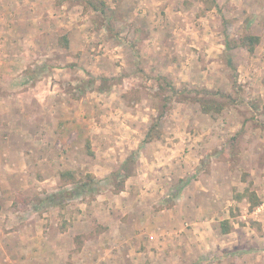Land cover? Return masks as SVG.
Wrapping results in <instances>:
<instances>
[{"label":"rangeland","instance_id":"374dc122","mask_svg":"<svg viewBox=\"0 0 264 264\" xmlns=\"http://www.w3.org/2000/svg\"><path fill=\"white\" fill-rule=\"evenodd\" d=\"M30 1L0 0V145L13 125L37 136L43 129L38 148L52 158L65 151L66 163L53 183L33 184L29 177L13 186L17 193L1 180L0 212L14 210L19 219L35 209L64 227L80 220L74 252L116 222L110 239L120 245L128 222L121 194L129 185L139 188L135 194H164L166 203L185 195L181 225H209L200 241L214 247L226 233L242 239L219 252L210 249L217 259L203 264H222L220 256L234 253L264 256V0H104L106 14L94 9V0ZM15 18L22 22L16 25ZM33 19L32 52L18 49L21 40L4 45ZM247 34L261 37L253 52L234 44ZM41 80L51 81L53 91L43 102L26 93L36 86L42 91ZM203 99L221 109L202 111ZM161 143L180 148L172 151L180 161L162 172ZM192 143L196 168L187 157ZM218 175L229 181L225 190H216ZM159 200L153 199L158 210ZM191 200L199 214L188 211ZM130 208L136 220L148 215L146 207ZM118 246L109 252L120 256ZM12 253L0 246V264L33 263ZM116 259L101 264H123Z\"/></svg>","mask_w":264,"mask_h":264},{"label":"crops","instance_id":"0c3cea01","mask_svg":"<svg viewBox=\"0 0 264 264\" xmlns=\"http://www.w3.org/2000/svg\"><path fill=\"white\" fill-rule=\"evenodd\" d=\"M28 1L31 3L30 0ZM22 5L24 4L22 3ZM26 5L27 4H25V6ZM13 7L16 12L15 14H17V7L15 5H13ZM21 20L22 19L15 18L16 25L21 23ZM29 20L31 21V18ZM32 21L33 22L29 23L30 28H26L25 22L23 31L20 30L22 27L20 25L18 29L21 32L19 30L16 31L15 26L16 36L12 38V42H7L5 40L4 45L9 46L14 40L17 44V42L21 40V48L18 47V49H21L23 54H29L32 52V46L35 47V36L34 33H31L34 26L33 23L35 22L34 19ZM13 45L10 47V49L12 48L11 50H14ZM39 83L42 84V88L44 86L42 91L36 89V86L34 87L35 89H29L26 93H32V97H37L36 99H38V101L43 102L47 97H52L51 93H53V91L50 88L52 82H49V80H46V82L41 80ZM12 99L19 100V98L14 95L12 96ZM15 103L16 106L20 105L19 101H16ZM18 126H12L10 133L11 138L5 140V143L0 145V181L2 180L5 185L7 184L8 187L12 189L13 186L27 183L29 177L34 181L33 184L37 181L41 183H53L55 179H59L63 166L66 163L64 157L65 151L60 153L61 150L52 158L50 154H48V149L44 151L42 147L38 148L37 146L39 140H43L41 137L43 136V129L40 131L41 133L39 132L41 136H37V133L35 134V132H23ZM2 127H4V125ZM218 130L225 131V129ZM1 134L0 128V137ZM55 134L58 139H62L65 135L64 132H60L59 130L53 131V135ZM159 145L158 147L165 151V162L160 164L163 167L160 170V172H162L169 168L168 165L170 163L180 161L179 157L173 153L176 152V150H180V148H178V144H175L178 149H173L169 143H161ZM190 146L191 152L187 155L190 159H188L190 165L188 166L196 168V165L199 163L196 158L197 152L193 143ZM34 148L37 151V154H27V151H33ZM189 148L187 149L189 150ZM54 149L55 148L53 147L51 151H54ZM193 160L196 162L194 163ZM107 165L108 164H104V166ZM153 176H155V174H152L151 176L148 174H142L139 178L147 177L153 180ZM158 178L159 177L155 179L158 181ZM215 179L217 180L216 182L221 185L218 186L216 190L222 191L227 188L226 183H229V181L226 176L218 175ZM130 180L131 179L128 178L127 184L130 183ZM138 180L133 178L134 183L138 182ZM200 188L208 191V188L204 186V184H202ZM17 189L18 187L15 189L13 188L11 192L17 193ZM138 189L139 188L134 189V187L126 185L125 189L123 188L122 190L121 204L124 207L122 210L124 212L126 208L127 212L125 215H127L128 222H126L127 224L122 223L121 230L119 229L121 236L123 237L120 245L110 239L112 234H117L118 230L115 229V226L117 225L116 222H113L114 225H110L109 227L107 225L101 233L96 235L93 239V244H90L89 241H87L81 249L74 252V250H72V248H75L74 246L76 244L74 238L76 237V234L81 231L80 228L82 223L79 222L80 220L74 221L76 222L74 225L64 227L59 222L60 219L57 221L56 216L53 218L44 216L45 214L48 215V213H42V215L37 216L40 212L35 209L32 211L27 210L24 211L26 212V216H21L19 219H15L14 217H16L17 214H15L14 210L10 211L3 208L4 211L0 212V246L9 248L11 252L13 249V255H26L27 258L25 262H33L35 264H88L89 262L91 264L95 262L101 264L104 260L112 262L116 257L117 259L115 262L119 261L123 264H134L133 262H137L138 264H184L185 262L189 263L191 261H195L196 264H203L214 260L216 261L217 259L210 249L217 248L216 250L219 252L220 250H218V248L220 249V247H225L227 245L237 246V243H239V241L241 242L242 239H238L235 236H228L231 233L222 234L218 243L216 245L213 244L214 247L210 244L213 242L206 240V238L204 241H200V238L204 237V232H210L208 231L209 225L207 223L203 224L196 222L192 224L189 229H186L183 224L181 225L182 217L180 215L186 213L187 210L185 212L183 204H179L183 203L181 201H185V195L182 199H178V196L182 194H177V200H180V202L176 200L174 203H172L174 198L169 196V202L166 203L165 200H162L164 194H152L148 192L146 194H135ZM13 193L11 195L14 200L16 194ZM157 197L160 199L159 201L162 202L160 210H158L159 208H156L157 205L153 202V199ZM132 205L139 209V211H142V207H146L148 215H146V211V213H143V217H140L142 214L141 212H138L137 214L141 215H139L136 220V218H134L135 215L133 214L134 211H130ZM188 205L191 207V210H188L190 213L191 211L192 213H200L199 209L196 208L197 205L194 201L191 200ZM110 206H114L112 202L110 203ZM180 231H183L184 233L180 234ZM144 233L149 235L146 237V240H144ZM184 236L187 240L183 238ZM260 241L264 244V236ZM117 246L120 248V251H122L118 253V255H122L121 259L120 256H117L116 254H113V256L112 252H109L114 250L113 247ZM55 247L57 248V254L61 257L56 255V252L53 250ZM106 247L110 248V250H107L106 255H94L97 254V249ZM220 258L223 260L222 264H230V261L227 259H232L233 264H264V256L262 255L255 257L251 254L241 255L234 253L227 258L223 256H220Z\"/></svg>","mask_w":264,"mask_h":264},{"label":"trees","instance_id":"16d2710c","mask_svg":"<svg viewBox=\"0 0 264 264\" xmlns=\"http://www.w3.org/2000/svg\"><path fill=\"white\" fill-rule=\"evenodd\" d=\"M92 1V0H91ZM94 9L100 11L103 14H106L108 12V6L104 0H94L92 1ZM261 37L258 35H243L241 36L239 41H234V44L237 45V43L243 47H246L250 52H253L255 48L260 44ZM68 44V43H67ZM227 46H229V42H227ZM214 107H217L216 109L219 111L221 108L219 104L210 101V100H202V111L209 112ZM147 136L150 137V132L147 134ZM229 228H225L223 233H226Z\"/></svg>","mask_w":264,"mask_h":264}]
</instances>
